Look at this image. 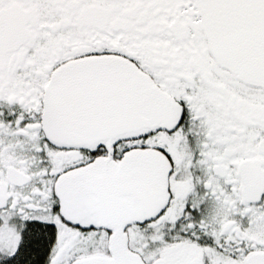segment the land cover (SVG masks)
Wrapping results in <instances>:
<instances>
[{
  "label": "snow or ice",
  "instance_id": "snow-or-ice-1",
  "mask_svg": "<svg viewBox=\"0 0 264 264\" xmlns=\"http://www.w3.org/2000/svg\"><path fill=\"white\" fill-rule=\"evenodd\" d=\"M0 264H264V0H0Z\"/></svg>",
  "mask_w": 264,
  "mask_h": 264
}]
</instances>
